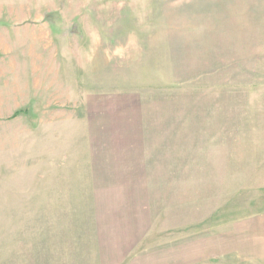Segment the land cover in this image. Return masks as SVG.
I'll return each mask as SVG.
<instances>
[{
	"label": "rangeland",
	"instance_id": "1",
	"mask_svg": "<svg viewBox=\"0 0 264 264\" xmlns=\"http://www.w3.org/2000/svg\"><path fill=\"white\" fill-rule=\"evenodd\" d=\"M260 86L264 0H0V264H99L123 212L161 226L179 135L205 162L221 92Z\"/></svg>",
	"mask_w": 264,
	"mask_h": 264
},
{
	"label": "crops",
	"instance_id": "2",
	"mask_svg": "<svg viewBox=\"0 0 264 264\" xmlns=\"http://www.w3.org/2000/svg\"><path fill=\"white\" fill-rule=\"evenodd\" d=\"M221 98L229 115L219 116L209 159L185 163L180 135L169 180L166 159L161 226L145 211L123 212L99 234V264H264V86Z\"/></svg>",
	"mask_w": 264,
	"mask_h": 264
}]
</instances>
